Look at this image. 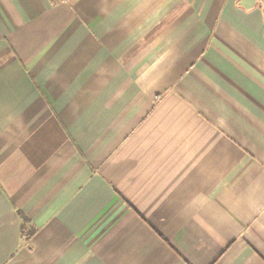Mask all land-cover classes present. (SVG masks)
I'll use <instances>...</instances> for the list:
<instances>
[{
  "label": "crops",
  "instance_id": "obj_1",
  "mask_svg": "<svg viewBox=\"0 0 264 264\" xmlns=\"http://www.w3.org/2000/svg\"><path fill=\"white\" fill-rule=\"evenodd\" d=\"M0 264H264V0H0Z\"/></svg>",
  "mask_w": 264,
  "mask_h": 264
},
{
  "label": "trees",
  "instance_id": "obj_2",
  "mask_svg": "<svg viewBox=\"0 0 264 264\" xmlns=\"http://www.w3.org/2000/svg\"><path fill=\"white\" fill-rule=\"evenodd\" d=\"M21 215H22V218L24 219L25 224H26L27 222H29V219H28L25 215H23V214H21Z\"/></svg>",
  "mask_w": 264,
  "mask_h": 264
}]
</instances>
